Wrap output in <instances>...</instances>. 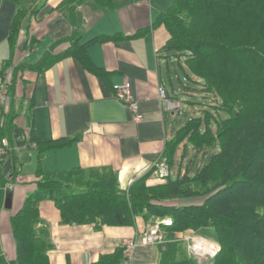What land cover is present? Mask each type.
Masks as SVG:
<instances>
[{"label": "crops", "instance_id": "crops-1", "mask_svg": "<svg viewBox=\"0 0 264 264\" xmlns=\"http://www.w3.org/2000/svg\"><path fill=\"white\" fill-rule=\"evenodd\" d=\"M113 2L112 8L104 9L96 0H0V68L4 75L12 74L6 93L10 97L7 109L16 113L18 128L13 137L20 134L19 127L28 132L32 123L42 139L68 141L47 152L44 171L110 167L128 188L163 159L173 141H177L175 162L181 129L174 119L178 111L169 110L159 88L166 89L169 100L182 102L173 68L183 88L190 87L182 83L176 56L162 50L170 36L165 23L154 24L169 5L164 8L159 0ZM14 31L17 38L12 46ZM100 34L119 36L97 42L88 50L102 73L88 70L76 57L65 54L74 41L84 43ZM180 64L189 69L186 78L196 81L191 67L186 62ZM123 80L132 83L144 115L141 121L134 119L128 104L115 97L113 84ZM15 138L21 172L4 186L0 213V252L10 264H17L12 216L22 208L27 195L39 189L33 182L37 149ZM7 141L0 140L4 173L11 167ZM23 155L31 160L25 173ZM39 214L49 225L53 264H92L118 248H124V264H156L160 258L159 247L144 242L151 226L143 217H137L134 225L100 229L94 224H65L51 200L40 204Z\"/></svg>", "mask_w": 264, "mask_h": 264}, {"label": "trees", "instance_id": "trees-1", "mask_svg": "<svg viewBox=\"0 0 264 264\" xmlns=\"http://www.w3.org/2000/svg\"><path fill=\"white\" fill-rule=\"evenodd\" d=\"M96 2L104 9L114 5L113 0ZM159 23H165L170 34L162 48L165 55H175L180 63L186 62L196 74L200 89L212 93L217 103V98H221L220 104L215 105L217 111L228 112L217 116V133L203 128L202 116H195L180 129L178 140L192 142L197 153H206L217 144L220 150L193 174H178L176 179L158 183H149L146 174L124 189L118 173L110 167L44 171L47 152L68 141L44 140L32 123L28 132L19 127L20 134L15 137H23L25 145L37 149L33 182L39 189L27 195L11 219L17 264H53L49 259L53 247L49 225L39 216L44 200L55 203L65 224H94L100 229L105 225H134L138 216L147 223L151 218L157 219L167 241L159 246L156 264H264V0H173L154 22ZM117 37L100 34L84 43L74 41L65 54L100 74L104 70L96 66L88 50L97 42ZM240 90L247 100L238 97ZM1 114L0 140L8 139L6 150L11 155V167L4 173L1 162L0 213L3 188L17 179L22 166L16 160L13 137L18 128L14 123L16 113L12 109L3 117ZM197 141L208 145L197 146ZM176 142L168 144L164 151L170 164ZM211 142L213 145H209ZM194 180H200L201 188H182L184 182ZM191 196L203 199L199 204L170 203ZM165 216H170L172 222L162 223ZM182 226L216 228L214 238L221 251L204 263L187 255L174 256L172 246ZM115 253L110 264H124V248L102 254L92 264H104L102 258L112 259ZM0 264H10L1 252Z\"/></svg>", "mask_w": 264, "mask_h": 264}, {"label": "rangeland", "instance_id": "rangeland-1", "mask_svg": "<svg viewBox=\"0 0 264 264\" xmlns=\"http://www.w3.org/2000/svg\"><path fill=\"white\" fill-rule=\"evenodd\" d=\"M159 1L163 2V4L165 5L164 6V8H165V7H167V5H169L168 3L171 0H159ZM12 38H13L12 42H15L16 38H17L16 32H14V35H12ZM173 58H175V64L177 66L179 74L181 75V80L183 81L182 83L191 87L190 89H187V88L184 89L183 88V86L181 85V83L178 80L177 72L173 68L172 69L173 78L175 80L174 84L177 87L176 91H177V93H179L178 94L179 98L182 100V112L179 113V111H178V113H176L174 115V119L177 120V123L180 125L179 127L182 128L193 117L202 116L203 128H208L213 134L217 133V122H216L217 116H219V115L220 116H226L228 114V112L224 111V110H222V111L220 110V113H219L217 111V108L215 107L216 104H218V105L220 104L219 100H221V98H219V99L217 98V100H218V103H217V101L215 100L216 98H215V96L212 95V93H209V92H206V91L200 89L201 84L198 81H193V80L187 79L186 78V70H188V72H189L188 67L186 65H184V68H183V66H181V64L179 63L178 59L176 57H173ZM7 75L9 78L12 77L11 76L12 74L10 75L9 72H7ZM239 92H241V94L238 97H241L244 100L248 99L247 97L241 96L242 93H245V92H243L242 90H240ZM8 96H9V94H8ZM18 106H19V103L17 102V107ZM11 110L10 109H7V110L3 109L0 112V113H2L1 117L5 116V114L7 115L8 113H10ZM205 111L208 112V116H209L208 119H206L207 112H205ZM14 119H15V117H14ZM210 137H206V138H210ZM179 138H181V136ZM200 139L201 138L199 137V140ZM19 140H23V137H20L18 139V141ZM210 140H212V138H210ZM195 143L197 144V146L208 145V144L202 143L201 141H199V142L197 141ZM7 144H8V141H7ZM209 145H213V142H211V144H209ZM178 147L179 148H178V152L176 154L174 163H172L170 165V162H171L170 159L166 155H163V159L161 161L157 162V164L153 165L152 168L146 173L148 175V182L149 183L163 182L164 180H167L168 178L176 179L178 177V174L183 175V174L188 173V172L193 174L196 168H198L202 163L209 161L211 155L213 153H217L220 150V147L217 144V145L210 146L206 150V153L204 151L197 153V150L194 148V144L192 142H188V140L180 141ZM5 149H6V146H5ZM28 156L29 155H23V158H22V162L24 163L23 173L26 172V170L28 169V167L30 165L31 160H30V157L28 158ZM221 161L223 162V159ZM164 165L165 166L168 165L169 167L171 166V169L169 168V173L166 177H161L158 169ZM119 183H120V180H119ZM120 186H121V188H124L121 185V183H120ZM181 186H182V188H201L200 180L186 181ZM124 189H126V188H124ZM202 199H203L202 197L191 196L189 198H184V199H178V200L174 199V200H171L170 203H177L178 204L179 202H182V203H187V204H199L202 201ZM166 217L167 216H165L164 218H166ZM168 217H170V216H168ZM164 218H163V220H164ZM171 220H172V218H171ZM155 221H157V219L151 218L149 220L150 223L146 222L148 225L151 226L149 232L155 227V225H156L155 223H157ZM152 223H154V224H152ZM158 223H159V225L161 224V222H158ZM181 228L182 229H180V231H178L176 233V241L174 242V245L172 246L173 252L176 251L174 256L180 257V256H186L187 255L190 258H194V259L204 263V262H209V261L213 260L217 256V254L221 251V245L214 238V232H215V230H217L216 228H214V227H200L199 229H195L192 226L191 227L190 226H187V227L182 226ZM149 232L147 234H149ZM165 236H166V234H165ZM166 241H167V237H166ZM144 242H145V239H144ZM207 243L214 248L220 247V250L216 254V256L210 257V256L198 255L197 250L199 249V247H203L204 244H207ZM163 244H165V242L162 243V245ZM155 245L159 247L161 244H155ZM192 249L193 250L195 249V251L191 252ZM116 256H117V254L115 253L113 256H111L112 259L103 260V258H102L101 263L110 264L111 262H113V259Z\"/></svg>", "mask_w": 264, "mask_h": 264}, {"label": "built area", "instance_id": "built-area-1", "mask_svg": "<svg viewBox=\"0 0 264 264\" xmlns=\"http://www.w3.org/2000/svg\"><path fill=\"white\" fill-rule=\"evenodd\" d=\"M2 73V70L0 68V109H7L9 107L10 103V97L7 95L6 90L8 89L9 85V77L7 75V72L5 75ZM113 90L115 92V97L119 99L120 101L128 104V107L134 114V119L136 121H141L144 118V115L139 111L138 103L134 98L133 95V89H132V83L129 80H123L122 82L113 84ZM159 94L164 103H166L169 110L176 112L179 111V113L182 112V102L181 101H172L168 99L167 91L164 87L159 88ZM2 150L0 151V153ZM169 166L164 165L160 167L159 173L161 177H166L169 173ZM172 220L170 217L164 218L162 220V223H171ZM145 242L148 244H162L166 242V236L165 233L161 230L159 223L157 222L155 227L147 234L145 238ZM206 243V242H205ZM192 247V246H191ZM216 247V246H215ZM220 247H212L208 243L204 244L203 247H199L197 250L198 255L201 256H210L214 257L219 252ZM195 249L191 252H194ZM196 253V254H197Z\"/></svg>", "mask_w": 264, "mask_h": 264}, {"label": "water", "instance_id": "water-1", "mask_svg": "<svg viewBox=\"0 0 264 264\" xmlns=\"http://www.w3.org/2000/svg\"><path fill=\"white\" fill-rule=\"evenodd\" d=\"M6 206H8V204H6Z\"/></svg>", "mask_w": 264, "mask_h": 264}]
</instances>
